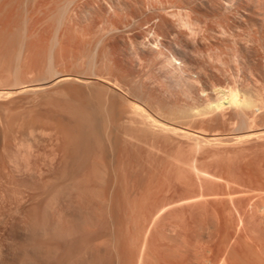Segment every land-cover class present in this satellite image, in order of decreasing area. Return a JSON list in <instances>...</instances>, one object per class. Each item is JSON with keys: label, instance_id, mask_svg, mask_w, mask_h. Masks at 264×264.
Wrapping results in <instances>:
<instances>
[{"label": "rangeland", "instance_id": "rangeland-1", "mask_svg": "<svg viewBox=\"0 0 264 264\" xmlns=\"http://www.w3.org/2000/svg\"><path fill=\"white\" fill-rule=\"evenodd\" d=\"M67 1L0 0V264H264V0H72L59 23ZM153 32L186 54L193 91L161 72ZM48 68L99 88L16 92ZM95 97L189 137L110 127Z\"/></svg>", "mask_w": 264, "mask_h": 264}, {"label": "bare ground", "instance_id": "bare-ground-1", "mask_svg": "<svg viewBox=\"0 0 264 264\" xmlns=\"http://www.w3.org/2000/svg\"><path fill=\"white\" fill-rule=\"evenodd\" d=\"M70 2H72V0L70 1H67L66 2V4L64 5V6H61L60 8H59V13L57 14V16H58V18H59V23H62L63 22V18H61V16H65V14H66V11H67V7H68V5L69 4H71ZM9 3V2H8ZM215 3V2H214ZM4 4V3H3ZM5 4H7L6 2H5ZM217 8V7H216ZM178 10V9H177ZM7 11V10H6ZM9 11H11V10H9ZM1 13V12H0ZM179 13V12H178ZM173 15V14H172ZM57 16H56V18L55 19H57ZM9 17V16H8ZM2 18V17H1ZM62 20H61V19ZM5 19V18H4ZM62 22H61V21ZM1 21V20H0ZM57 21H58V19H57ZM156 21V20H155ZM4 22V21H3ZM24 22V21H23ZM164 22V21H163ZM187 21H185V23H186ZM1 23V22H0ZM6 23V22H5ZM10 23V22H9ZM58 23V25H60ZM138 23V22H137ZM188 23H190V22H188ZM65 24V23H64ZM4 25V24H3ZM185 25V24H184ZM186 25H187V23H186ZM185 25V27H187ZM192 25V24H191ZM129 26V25H128ZM153 26V25H152ZM194 26V25H193ZM160 27V26H159ZM190 24H189V30H190ZM2 28H4V26L2 27ZM125 28V27H124ZM130 28V27H129ZM137 29V28H136ZM150 29V28H149ZM192 29V28H191ZM153 30V29H152ZM25 31V30H24ZM24 31H22V32H24ZM57 31V30H56ZM127 31V30H126ZM151 31V30H150ZM154 31V30H153ZM191 31V30H190ZM1 32V31H0ZM155 32V31H154ZM154 32L152 33L153 34V36H154V38L155 37H157L156 36V34H154ZM193 32V31H192ZM191 32V33H192ZM196 32V31H195ZM1 33H4V32H1ZM0 33V34H1ZM116 33V32H115ZM122 33V32H121ZM190 33V32H189ZM190 33V36L192 35V37H193V34H191ZM114 34V33H113ZM149 35L151 36V39L153 38V36L149 33ZM4 36V35H3ZM22 36V35H21ZM8 37V36H7ZM23 37V36H22ZM30 37V36H29ZM159 37H161L162 38V36H158L157 38H159ZM3 38V37H2ZM24 38V37H23ZM131 38V37H130ZM165 38H166V36H165ZM165 38H163L162 40L163 41H168V40H165ZM63 39V38H62ZM141 39H144V37H142ZM156 39V38H155ZM167 39V38H166ZM145 40V39H144ZM159 40H161V39H159ZM188 40V39H187ZM23 41V40H22ZM59 41V40H58ZM149 41V40H148ZM147 40L146 41H144V43L145 44H147V42H148ZM194 41H196V40H194ZM130 42V41H129ZM139 43L140 42H143V40L142 41H140V39H139V41H138ZM137 42V43H138ZM150 42V41H149ZM151 44L153 45V47H151V45H148L149 46V48L153 51H156V58L158 59V60H160L159 61V66H160V69L162 70L161 72H163L164 74L166 73V75H168V77H170V78H173L176 74H181V75H183L182 77L184 78V79H187V81L189 82V86H190V84H191V89H192V91H193V87H194V82L197 84L198 82L196 81V80H191V79H189V78H187V76H185V74H186V72H185V68H186V66L187 65H189V63L190 62H188V60L186 59V57H185V55H184V53L183 52H180V51H168L167 53H164V52H162L161 51V49L159 48V46L160 47H162V44L160 43V41H157V39L156 40H151ZM172 42V41H171ZM140 44H142V43H140ZM140 44H138L139 46H140ZM150 44V43H149ZM164 44V43H163ZM168 44V43H167ZM195 44V43H194ZM189 45V44H188ZM192 45V44H191ZM55 46V45H54ZM139 46H137V47H139ZM142 46H143V44H142ZM141 46V47H142ZM148 46H146L145 45V47H144V49L146 48V47H148ZM177 46V45H176ZM175 46V47H176ZM192 46H194V45H192ZM140 47V48H141ZM169 47V46H168ZM139 48V49H140ZM163 48V47H162ZM184 48H186V47H184ZM55 49V48H54ZM155 49H157V50H155ZM188 49V48H187ZM186 49V50H187ZM194 49V48H193ZM147 50H149L148 48H147ZM179 50H181V49H179ZM184 49H182V51H183ZM196 51V50H195ZM150 53V52H149ZM188 53V52H187ZM138 55V54H137ZM189 58V57H188ZM175 61H179V63H175ZM116 64V63H115ZM118 65V64H117ZM193 65V64H192ZM197 65H199V64H197ZM116 66V65H115ZM201 66H203V65H201ZM189 67V66H188ZM191 67V66H190ZM194 68V67H193ZM49 69V68H48ZM53 69V68H52ZM51 68L49 69V71H50V73H49V71H48V75H50V76H54L55 78L54 79H52V81L51 80H49V81H47V82H43V83H40V84H36V85H25V86H20V87H17V90H16V92L17 93H20V94H31V95H37V94H41V93H43V94H45V93H47V90L49 91V88L50 89H52L51 87H54L55 88V86H61V85H64V84H66V83H69V82H73V83H77V84H80V85H82V84H84V85H86V84H89V81H87V79H86V81L88 82H86L84 79L83 80H78V79H76L75 77V79L73 78V77H71V76H69V75H67V74H62L61 72L59 73V72H55L56 70L55 69H53L52 70ZM129 69V68H128ZM188 69V68H187ZM186 69V71H188ZM190 69V68H189ZM122 70V69H121ZM191 70V69H190ZM196 70V69H195ZM199 71H201V68H199ZM127 72V71H126ZM196 72V71H195ZM117 73V72H116ZM123 73V72H122ZM128 73V72H127ZM130 73V72H129ZM124 74V73H123ZM189 73H187L186 75H188ZM126 75V74H125ZM197 75H199V74H197ZM201 75V74H200ZM177 77H178V75H176ZM180 76V75H179ZM196 76V75H195ZM82 77V76H81ZM120 77V76H119ZM125 77V76H124ZM129 78V76L127 75L126 76V78ZM188 77H190V75L188 76ZM175 78V77H174ZM181 78V77H180ZM81 79V78H80ZM197 79V78H196ZM47 80V79H46ZM90 80V79H89ZM92 80V79H91ZM91 80H90V84L88 85V86H93L94 84V86L96 87H98L99 88V85L97 84L96 85V83H97V81H93L92 80V82H91ZM198 80V79H197ZM17 81V80H16ZM125 81V80H124ZM95 82V83H94ZM91 83H94V84H92L91 85ZM17 85L16 86H18L19 84L18 83H16ZM110 84V83H109ZM115 84V83H114ZM195 84V85H196ZM21 85V84H20ZM103 85V84H102ZM113 85V84H112ZM83 86V85H82ZM106 86V85H105ZM108 86V85H107ZM106 86V87H107ZM115 86H116V84H115ZM56 87V88H57ZM101 88H103V89H101L100 88V90H111V91H109V93H111V94H113L114 92H115V90L114 89H109L108 87L106 88L105 87V89H104V86L102 87V86H100ZM109 87H110V85H109ZM16 88V87H15ZM97 88V89H98ZM115 88V87H114ZM127 88V87H126ZM14 89V88H13ZM190 89V88H189ZM10 90V89H9ZM112 90H113V93H112ZM5 91V90H4ZM52 91H53V89H52ZM93 91V90H92ZM16 92L14 91L13 93L14 94H16ZM58 92V91H57ZM107 92V91H106ZM115 93H117V92H115ZM10 94H12V91H5V92H3V91H0V97H2V96H11ZM58 94V93H57ZM94 94V93H93ZM84 95V94H83ZM96 95V94H95ZM94 95V96H95ZM103 95V94H102ZM101 95V96H102ZM115 95V94H114ZM99 96V95H98ZM132 96V95H131ZM135 96V95H134ZM119 97V96H118ZM228 97L233 101V100H235V99H237L238 97H236V95L233 93V91H231L229 94H228ZM6 98V97H5ZM8 98V97H7ZM50 98V97H49ZM96 98V100H98L97 102H96V100H95V102H91V104L94 106V104L97 106V107H93L91 104H90V106H92V109H94L95 108V110H91L92 112H94V113H98V114H100V111L102 112V110H103V112L102 113H105L104 115H106L104 118H106L107 119V122L109 123V125H110V127L112 126V125H114L115 123H118L120 120L122 121V119H124L125 120V122H123L124 124L125 123H127V125H133V124H136L137 126H142L143 127V129H152V128H154V126H155V128L156 129H158L159 131L161 130V131H166V132H178L179 133V135L181 134H183V137L184 136H186V137H189V133L190 132H186L185 130H181V128H184V127H181V128H178L177 126H176V124L177 123H171L172 121H169V124H164V122L163 123H161V122H159V121H156L154 118H152L151 117V115H149V113H146L143 109H141V107H139L138 105H136V104H132L131 105V103H133V102H130L129 104L131 105L130 106V108H129V110H127V111H125V110H120V109H117V108H115V106H113V104H110V107H105L104 106V104H101L100 102H99V97L97 98V97H95ZM114 98V97H113ZM136 98V97H135ZM101 99V98H100ZM98 102H99V104H98ZM101 104V105H100ZM119 104V103H118ZM122 107V106H121ZM106 109V110H105ZM96 111V112H95ZM91 113V112H90ZM98 114H97V116H98ZM82 116H84V115H82ZM101 116V115H100ZM81 117V116H80ZM96 117V115L95 116H93V118H95ZM88 118H89V116H88ZM100 118V117H99ZM99 118L97 117L96 118V120L98 119L99 120ZM102 118V117H101ZM101 118H100V120H101ZM104 118H102V119H104ZM80 119H82V117L80 118ZM79 119V120H80ZM84 119H85V121H86V119H87V116H86V118H85V116L83 117V121H84ZM90 121L91 122H88L89 120L87 119V121L85 122V124L87 123V125H85L84 124V122H82V120H80V122L81 123H83V125H85V127H88L91 131H89V129H88V135L87 136H89V134H90V137L91 136H93L94 137V135H96L95 134V131H96V133H97V141L95 140L96 139V137H94V141L96 142V143H98V145H99V147L101 146L102 147V153L104 154L105 153V151H107V150H111L112 148L114 149V150H116V147H115V145L117 144V142H118V137L116 136L117 134H116V132L114 133V131H113V133L114 134H112V135H110V132H109V129H108V127L106 126V128L108 129V130H105V132L107 131V132H109V133H107V137L109 138H107L106 137V134H105V132H104V130L102 129V125L101 124H103V122L106 120H102L103 122H101L100 120V122L101 123H99V121H95V119H93V120H91L92 119V116H90ZM95 121V122H94ZM166 121V120H165ZM168 121V120H167ZM166 121V122H167ZM94 122V124L96 123V122H98L99 124H97V126L96 127H93V125L94 124H92ZM91 124V127H90V124ZM120 123V122H119ZM123 124V125H124ZM81 125V124H80ZM119 125V124H118ZM136 125H133V126H136ZM178 126H179V124H177ZM181 125V124H180ZM103 126H104V124H103ZM77 128V127H76ZM94 128H95V130H94ZM105 128V129H106ZM113 128V127H112ZM115 128V127H114ZM117 128V127H116ZM185 129V128H184ZM186 129H188V128H186ZM110 130H112V129H110ZM93 131V132H92ZM117 131V130H116ZM153 131V130H152ZM187 131H190V130H187ZM90 132V133H89ZM112 133V132H111ZM257 133V135H258V133H260V132H253V133H249V134H244V135H241V137L239 136L238 137V140H242L243 138H245L246 140H247V138H249L250 139V136H252L253 134H254V136H257V135H255ZM261 133H263V134H261ZM261 135H264V131H261ZM177 134V133H176ZM188 136H187V135ZM109 135V136H108ZM114 135H115V137H117L116 139H115V137H114ZM124 135V134H123ZM122 135V136H123ZM112 136H113V138H112ZM126 136V137H125ZM125 136H124V139L126 138V140H124V141H127V139H130L131 140V138L133 139V137H129V135L127 136V134L125 133ZM191 136V135H190ZM89 137V138H90ZM218 137V136H217ZM253 137V136H252ZM258 137V136H257ZM264 137V136H263ZM107 138V139H106ZM121 138H123V137H121ZM200 138V137H199ZM242 138V139H241ZM259 138H260V136H259ZM77 139V138H76ZM209 140H217V138H215V136H211L210 138H208ZM237 139V138H236ZM109 140V141H108ZM122 140V139H121ZM130 140L128 141V142H130ZM220 140V139H219ZM77 141V140H76ZM123 141V140H122ZM208 141V140H207ZM243 141H244V139H243ZM100 142V143H99ZM132 142V141H131ZM210 142V141H209ZM237 143H238V141H236ZM239 143H241L240 141H239ZM82 146V145H81ZM91 148V147H90ZM99 151V150H98ZM111 151H113V150H111ZM107 154L109 153V152H106ZM87 154V153H86ZM106 154V155H107ZM102 155V154H101ZM105 155V154H104ZM81 156H83V155H81ZM103 156V155H102ZM64 158V157H63ZM67 162V161H66ZM65 162V163H66ZM263 176V175H262ZM108 178V177H107ZM105 183V182H104ZM106 185V184H105ZM242 186V185H241ZM107 187V186H106ZM104 188V187H103ZM251 190V189H250ZM247 192V191H246ZM104 202V201H103ZM264 201H262V203H263ZM240 207V206H239ZM253 207V206H252ZM261 208V207H260ZM259 208V209H260ZM264 209V208H263ZM112 210V209H111ZM162 210V209H161ZM262 210V209H261ZM260 210V213L263 211H261ZM257 211V210H256ZM59 213V212H58ZM159 213V212H158ZM253 213V212H252ZM264 213V212H263ZM262 214V213H261ZM111 215V214H110ZM251 215V214H250ZM114 216V215H113ZM264 216V215H263ZM259 217V216H258ZM114 220V219H113ZM263 220V219H262ZM237 222V221H236ZM33 224V223H32ZM262 225V224H261ZM23 226V225H22ZM36 226H38L39 227V225L37 224ZM24 227V226H23ZM26 227V226H25ZM37 227V228H38ZM60 227V226H59ZM36 228V229H37ZM39 228H41L42 229V227H39ZM38 228V229H39ZM24 229V228H23ZM26 229V228H25ZM36 229H35V231H36ZM27 230V229H26ZM40 230V229H39ZM43 230H44V227H43ZM42 230V231H43ZM62 230V229H61ZM58 231V230H57ZM67 231V230H66ZM38 232L39 231H37V233L36 232H34V233H36V234H38ZM56 232V231H55ZM45 233V232H44ZM47 233H49V232H47ZM60 234V233H59ZM32 235V234H31ZM39 236H40V233L38 234ZM38 235H36V236H38ZM213 236V235H212ZM35 237V236H34ZM98 238V237H97ZM214 239V238H213ZM87 240V239H86ZM117 240V239H116ZM147 242V241H146ZM231 242V241H230ZM251 242V241H250ZM147 244V243H146ZM226 248V247H225ZM116 249V248H115ZM227 249V248H226ZM248 249V248H247ZM259 250V249H258ZM229 251V250H228ZM79 252V251H78ZM76 253H77V251H76ZM93 253V252H92ZM220 253V252H219ZM237 253V252H236ZM39 254V253H38ZM67 254H68V252H67ZM256 254H257V252H256ZM261 254V253H260ZM20 255V254H19ZM48 255V254H47ZM117 255V254H116ZM115 255V256H116ZM39 256H40V254H39ZM257 256V255H256ZM255 256V257H256ZM41 257V256H40ZM44 257V256H43ZM66 257V256H65ZM82 257V256H81ZM258 257V256H257ZM263 257V256H262ZM21 258V257H20ZM24 258V257H23ZM205 258V257H204ZM261 258V257H260ZM201 259V258H200ZM238 259V258H237ZM16 260H18V259H16ZM65 260V259H64ZM87 260V259H86ZM111 260V259H110ZM260 261H261V259H259ZM10 261V260H9ZM140 261V260H139ZM143 261V260H142ZM26 262V261H25ZM97 262V261H96ZM136 262V261H135ZM201 262V261H200ZM259 262V261H258ZM257 262V263H258ZM140 263V262H139ZM229 263V262H228ZM245 263V262H244ZM243 263V264H244ZM3 264V263H2ZM7 264V263H6ZM9 264H13V262L12 261H10V263ZM19 264V263H18ZM24 264V263H23ZM96 264V263H95ZM240 264V263H239ZM250 264V263H249ZM252 264V263H251ZM255 264V263H254Z\"/></svg>", "mask_w": 264, "mask_h": 264}]
</instances>
